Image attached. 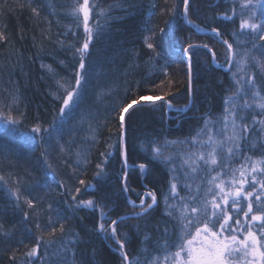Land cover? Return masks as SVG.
<instances>
[{"label": "trees", "instance_id": "1", "mask_svg": "<svg viewBox=\"0 0 264 264\" xmlns=\"http://www.w3.org/2000/svg\"><path fill=\"white\" fill-rule=\"evenodd\" d=\"M93 2L89 0L90 6ZM95 2L105 7L120 6L113 8L112 19L99 35H95L94 29L90 56L86 59L87 82L83 100L79 108L64 118L60 144L65 145V152L62 153L55 138L49 140L45 136L42 142L40 134L32 133L31 128L37 122L47 127L57 117L62 103L52 95L56 90L55 81L41 65H51L57 73L56 79L75 83L79 57L73 58L72 52L63 50L57 41L65 40L67 32L66 42H75L77 47L83 42V16L77 27V21L68 15L72 7L82 4L83 0H32L31 3L30 0H0V31L7 36L6 41H0V92L11 90L14 82L19 87V111L23 113L15 134L0 133V145L7 156L5 159L0 155V175L8 180V183L0 181V264H29L30 259L34 264H65L64 254L57 251V244L48 249L47 255L42 246L37 257L26 256L35 245V237L41 234L35 227L37 219L42 225L47 224L49 204L55 210L53 218L59 212L66 230L78 234V242L67 254L70 264H122L115 240L99 229L100 223L107 227L111 220L118 221V235L125 242L124 250L129 254L130 264L136 260L147 264L149 258L157 255L162 259L163 253L156 250V241L165 227H171L164 203V196L169 192L171 165L151 160L142 146L152 140L158 142L157 146H163L166 140H190L195 130L203 126L205 113L213 120L223 115L224 98L235 92L232 82L235 68L227 70V46L223 40L233 44L234 52L238 50V40L241 51L251 47L253 40L257 47L264 44L258 36L248 32L233 35L241 32L238 0L237 14L232 20H224L222 16L225 13L232 15L233 0H190L189 18L200 25V31L182 16L168 14L172 0ZM176 3L182 12L181 0ZM32 7L39 9V17L33 14ZM95 21V13L90 14L89 26ZM214 27L221 32L219 38L211 33ZM148 28L157 33L155 43L159 55L146 47ZM159 29L164 32L160 33ZM72 31L77 33L76 38L71 35ZM189 43H207L216 53L214 62L208 49L190 50L191 85L188 58L183 52ZM158 95L164 98L152 102V97ZM140 96L146 100L134 105L124 119L128 168H123L119 152L113 151L104 166V179L98 181L95 173L96 164L103 160L100 153L111 151L108 145H117L123 131L118 106ZM185 105L190 110L184 111ZM90 126L96 129V143L91 139ZM73 127L76 128L75 135H70L69 130ZM70 140L72 146L68 148ZM45 149L48 150L47 157L42 156ZM77 151L87 153L89 162L86 165L76 164ZM185 151V146L179 143L164 148V154L174 158L172 163L180 176L178 191L182 196L188 195L182 186L185 178L179 170L181 154ZM140 163L148 165L146 175L140 173ZM240 163L233 161L232 166L238 167ZM125 170L128 173L127 192L123 190ZM81 179L90 187L80 185ZM14 181H19L23 196L18 207L10 194ZM188 182L193 193L198 184L203 187L200 176ZM62 183L64 187H61ZM76 188L81 189L80 193L75 192ZM149 191L156 193V205L147 214L135 216L140 209L133 208L129 200L139 205L143 197L151 203V198L146 196ZM72 195L76 196L75 202ZM25 199H32L36 209H30ZM89 199L94 201V207H75L76 202ZM37 210H42L38 217L34 214ZM25 212L29 213L27 220L24 219ZM102 212L107 221L101 219ZM126 215L131 218L119 220ZM241 219L243 222L242 214ZM55 226L59 228L58 224ZM26 228L31 230L30 233L25 231ZM60 236L57 231L54 235L45 234L44 239L58 241ZM65 239H68L67 235Z\"/></svg>", "mask_w": 264, "mask_h": 264}, {"label": "snow or ice", "instance_id": "2", "mask_svg": "<svg viewBox=\"0 0 264 264\" xmlns=\"http://www.w3.org/2000/svg\"><path fill=\"white\" fill-rule=\"evenodd\" d=\"M31 2L32 0H30ZM236 2L237 0H233L232 15L223 14L224 20H232L233 16L237 14ZM238 2L241 32L233 33V35L238 36L248 32L254 37L258 36L260 41H264V0H238ZM181 3L182 12L179 11L180 5L176 3V0H172L168 14L172 17L182 16L188 24L200 31V25H196L189 18L190 0H181ZM117 6L120 5L105 7L96 3L95 0L90 6L89 0H83L82 4L74 5L69 11L68 15L77 21V27H79L80 16H83V42L79 47L75 42H66L67 32L64 34L65 40L57 42L63 50L71 51L73 58L79 57L74 85L63 78L56 79L57 73L51 65H41L42 68L47 69L55 81L56 90L52 92V95L62 103L57 117H54L47 127H42L37 122L31 128V132L40 134L42 142H44L45 136L49 140L55 138L62 153L65 152V145L60 144L64 118L79 108L83 100V88L87 82L86 59L90 56L89 46L94 39V29L95 35H99L112 19L113 8ZM31 11L39 17L40 12L37 7H32ZM93 13H95L96 21L93 26H89L90 14ZM146 31L149 32V35L145 36L146 47L156 53L157 33L151 28ZM159 32L163 33L164 29H159ZM211 33L217 38L221 36L220 30L215 27L211 29ZM71 35L74 38L77 37L75 31H72ZM6 40L5 32L0 31V41ZM222 43L227 46V70L232 71L235 68V71L232 72L235 92L224 98L223 115L213 120L210 114L205 113L202 117L203 126L195 130V134L191 136L190 140H166L163 146H157L158 142L152 140L148 142V145L142 146L144 151L149 153L151 160L158 161L165 166L171 165L169 168L171 173L169 192L164 196L166 215L171 219V227H165L163 234L156 241V250L163 253L162 259L157 255L149 258L147 264H264V84L261 83L264 81V75H261L264 74V44L257 47L253 40L250 42L251 47H245L241 51L239 50L241 42L238 40V50L234 52L232 43L227 40H223ZM197 47H203L212 52L207 43L202 45L189 43L183 49L188 58L189 85L192 81L190 50ZM156 55L159 54L156 53ZM212 59L215 62V52H212ZM60 63L63 64L64 61L61 60ZM253 69L258 71L254 72ZM12 83L11 90L0 92V133L7 135H13L19 130L23 116V113L19 111V87L15 86L14 82ZM189 93L191 94V87H189ZM163 98L159 95L154 96L152 102ZM145 100L144 96H140L129 103L118 106L122 130L125 114L134 105ZM168 106L171 108L170 101ZM188 110H190L189 106L185 105L184 111ZM57 119H59V123H57ZM83 122L84 118L81 117V123ZM90 131L91 139L93 143H96V129L90 126ZM69 132L70 135H75L76 128L73 127ZM123 135V131H121L117 145H108V148L112 149L111 151L100 153L103 160L96 164L97 171L95 173V178L98 181L104 179V166L112 157L113 151L119 152L123 168H128L127 147ZM177 143L183 144L186 149L181 154L182 163L179 170L185 178L182 186L188 191L187 196H182L178 191L180 176L176 174L177 167L172 163L173 156L164 154V148ZM71 146L70 140L68 148ZM257 153L259 154L257 155ZM0 155L7 159L2 145H0ZM47 155L48 150L45 149L42 156L47 157ZM75 155L77 165H86L89 162L87 153L77 151ZM237 160L241 162L240 165L233 167V161ZM138 169L142 175H146L148 165L140 163ZM127 175L125 170L123 188L125 192L129 190L126 183ZM197 176L201 177L203 187L198 184L195 193H193L188 181H194ZM0 181L8 183V180L2 175H0ZM13 183L14 187L10 190V194L18 207L23 196L19 181ZM79 184L85 185V181L81 179ZM61 187H64L63 183ZM85 187H90V185H85ZM80 191V188L75 189L76 193H80ZM146 196L151 198V203H146L143 197L140 199L139 205L129 200L133 208L139 207L140 209L134 214L137 217L147 214L157 203L154 191H149ZM72 200L76 201L75 195H72ZM25 203L30 209H36L32 199H25ZM94 206L92 199L80 200L75 204L76 208ZM40 211L42 210H37L34 214L38 217ZM54 211L52 205L49 204L46 225H42L37 219L35 227L41 234L35 237V245L26 253V256L37 257L38 249L42 246L45 248V255H47L48 249L53 244H57V251L64 254L65 264H70L67 261V254L78 242V234L71 229L66 230L63 223L64 218L59 212L55 213L54 219ZM28 217L29 213L25 212L24 219L27 220ZM129 218L131 217L121 216L119 220L123 221ZM101 219L107 221L106 214L103 212ZM57 224L59 225L58 229L55 226ZM117 225V220H111L107 227L105 223H100L99 229L115 240L122 257V264H129V254L124 250L125 242L118 235ZM49 229L50 231H48ZM25 231L30 233L31 230L26 228ZM57 231L61 234L58 241L44 239L45 234L54 235ZM65 235L68 239H65ZM29 264H34V262L30 259ZM132 264H140V261H133Z\"/></svg>", "mask_w": 264, "mask_h": 264}, {"label": "water", "instance_id": "3", "mask_svg": "<svg viewBox=\"0 0 264 264\" xmlns=\"http://www.w3.org/2000/svg\"><path fill=\"white\" fill-rule=\"evenodd\" d=\"M191 94H192V90H191ZM126 115V114H125ZM124 123V122H123ZM123 138L125 139V131H123ZM129 264H130V261H129Z\"/></svg>", "mask_w": 264, "mask_h": 264}, {"label": "rangeland", "instance_id": "4", "mask_svg": "<svg viewBox=\"0 0 264 264\" xmlns=\"http://www.w3.org/2000/svg\"><path fill=\"white\" fill-rule=\"evenodd\" d=\"M196 179H197V177H196ZM196 179H195V180H196ZM145 202H146V203H150L149 201L147 202V199H146V201H145Z\"/></svg>", "mask_w": 264, "mask_h": 264}, {"label": "bare ground", "instance_id": "5", "mask_svg": "<svg viewBox=\"0 0 264 264\" xmlns=\"http://www.w3.org/2000/svg\"><path fill=\"white\" fill-rule=\"evenodd\" d=\"M123 131H125V129H123ZM127 216H130V215H126V217H127Z\"/></svg>", "mask_w": 264, "mask_h": 264}]
</instances>
